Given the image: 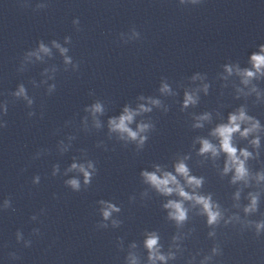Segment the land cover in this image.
<instances>
[{
    "label": "clouds",
    "instance_id": "clouds-1",
    "mask_svg": "<svg viewBox=\"0 0 264 264\" xmlns=\"http://www.w3.org/2000/svg\"><path fill=\"white\" fill-rule=\"evenodd\" d=\"M204 0H178L180 6H198ZM21 8H32L33 11H41L49 8L50 0H39L33 7L32 0H19ZM76 31H81L80 20L75 18L72 21ZM118 39L123 44H128L141 39V33L135 26L127 32H120ZM72 44L71 36H65L63 43L56 39L45 42L43 39L37 42V46L23 53L20 57L18 73H24L29 66L36 64H47L58 54L62 58L63 71L78 72L80 62L73 59L69 54ZM222 71L217 73L216 79L222 81L221 89L231 87L233 98L243 100L244 103L228 112L225 118L219 109L204 111L199 114L190 113L192 130L209 128L206 136L197 135L192 139L191 150L186 154H175L171 168L168 164L153 163L151 170L143 169L139 173L140 182L144 190L140 192V200L151 199V194L162 197L161 209L165 212L164 219L175 228L167 248L161 242V235L158 230H145L143 232L142 244L132 241L127 245L126 255L123 264H174L178 259L184 258L188 251L185 241L191 239L196 228L188 227L193 218L204 219L205 227L208 229L207 237L213 241V245L207 254L189 252L184 258V264H217L216 258L223 256V247L218 239V232L222 229H232L243 235L251 232L256 239L264 237V212L260 211L262 198H264V161H261V154L264 151V124L255 115L250 114L249 99L253 106H264V43L259 44L247 60V66L242 67L239 61H229L221 66ZM60 67L51 64L41 72V79L37 82L31 79L29 83L34 89L46 86V95L51 96L56 91L55 81ZM189 84L177 83L176 88L169 83L167 77H161L158 96H145L140 94L136 97L135 106L127 103L122 107L118 115L109 116L105 122L101 118L107 114V107L103 100L96 99L90 105L84 107L86 113L80 120V129L85 133L92 134L107 129V139H115L123 147L135 146L136 154L142 152L150 139V135L156 131V123L151 117L154 110L164 114L170 111V105L165 103L161 97H176L179 95L177 88H183V99L180 103V111L187 112L190 108H196L201 101V94L208 96L212 87L208 80L207 73L196 72L188 78ZM12 102L23 101L28 109H33L35 104L34 96H30L24 83L17 85L15 91L10 93ZM90 96L95 95L93 91ZM223 95V92L221 93ZM9 101L0 102V129L8 127V121L4 119L8 114ZM224 107V105H220ZM36 115L34 110L27 113L29 118ZM215 119L218 121L213 124ZM43 118V112H41ZM66 126L72 121H66ZM75 135H68L66 139L57 142V152L64 155L72 147ZM243 142V146H240ZM197 145L199 146L197 148ZM97 148L108 151L103 140L98 141ZM114 150V149H113ZM196 157L195 163L198 167L211 165L216 170L220 180L227 179V183L235 191L231 194L230 206H225L218 199L214 198L212 192L203 191L207 183L204 175L193 174L189 161ZM50 154L48 149H40L33 159H39L42 155ZM222 160V165H221ZM261 163L258 170H254L251 163ZM26 169H22L24 171ZM98 173L97 162L89 158L87 150L81 149L79 156H73L72 162L61 171L60 165H52L51 176H63L64 186L72 192L86 191L92 184ZM41 177L35 175L32 178L33 185H39ZM245 190H248L245 194ZM54 199L58 197L54 194ZM137 197H129L130 203H135ZM247 201V203H242ZM97 212L101 219L96 223V230L109 228L118 229L124 221L119 218L122 209L117 204L100 199ZM8 210L15 211L11 197L0 201V212ZM235 210V211H233ZM42 208L38 214L30 217L31 221H39L41 215L46 214ZM241 213L243 215H241ZM259 214L260 219L251 217ZM42 223V221H40ZM40 228H33L29 237L26 238L23 231L18 229L15 233L17 244L24 248L33 245L32 237H41ZM116 248L118 251H125L124 237H117ZM146 254V255H145ZM197 257H202L197 260ZM10 261L21 259L17 252H9Z\"/></svg>",
    "mask_w": 264,
    "mask_h": 264
}]
</instances>
